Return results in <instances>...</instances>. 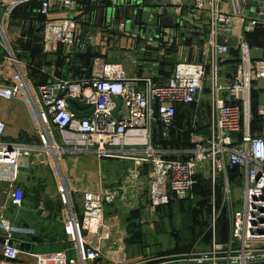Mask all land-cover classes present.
<instances>
[{"label": "built area", "instance_id": "obj_1", "mask_svg": "<svg viewBox=\"0 0 264 264\" xmlns=\"http://www.w3.org/2000/svg\"><path fill=\"white\" fill-rule=\"evenodd\" d=\"M25 1L28 0H0V100H18L26 107L23 96L26 97L36 115L34 133L38 144L5 141L4 123L0 120L4 198L15 206L21 203L23 189L9 180L19 159L30 154L41 152L52 164L57 155L92 153L97 157L130 159L132 166L126 168L116 187L84 193L77 211L66 202L67 248L36 252L20 248L6 235L0 242V256L4 259L1 264H264V102L256 103L253 130L249 111L251 91L264 81V50L259 58H251L243 36V32L252 31L257 25L264 26L263 6L249 5L245 9L252 0H162L160 6L173 7L175 14L183 8L190 19L204 18V34L196 47L198 60L177 61L162 83H154L148 76L126 77L119 64L96 59L86 79L50 76L47 81L32 85L25 63L19 58L20 50L5 39L1 28L2 19ZM56 3L60 13L50 17L49 10ZM56 3L38 0L36 13L43 17V44L59 41L66 47L82 49L84 43H91L90 36L80 42L74 27L65 26L71 2ZM251 7L256 16L245 17L243 10ZM221 35L233 37L238 50V59L225 72L226 76L221 74L220 62L229 46L219 41ZM222 77L226 82L221 81ZM203 89L206 109L198 107L190 116V135L194 136L198 127L204 134L188 146H163L160 140H167L175 126L176 107L196 105ZM111 96L120 99L116 116L111 114ZM72 98L92 105V111L74 117L66 107ZM196 115L202 124H194ZM226 168L234 170L232 177L228 178ZM201 176L209 180L212 202L219 185L221 204L227 206L225 240L214 238L217 214L212 211L206 247L126 262L117 226L105 222L104 212L117 214L136 209L142 199L149 209H154L169 200L187 197ZM233 180L241 183L239 208L230 204L233 199L229 182ZM58 192L65 203L64 189L58 187ZM1 223L7 230L8 221L3 219ZM88 235L105 240L106 244L90 245L85 239Z\"/></svg>", "mask_w": 264, "mask_h": 264}, {"label": "crops", "instance_id": "obj_2", "mask_svg": "<svg viewBox=\"0 0 264 264\" xmlns=\"http://www.w3.org/2000/svg\"><path fill=\"white\" fill-rule=\"evenodd\" d=\"M53 1L56 3L60 0ZM68 1L71 2L69 11L73 13V16L72 18H66V28L74 27L75 37L80 42H85L87 36H90L92 41L89 44L84 43L82 49L73 45L66 47L59 41L43 44V30H40L38 32L39 51L32 57L33 63H36L37 66L33 68L34 71L31 76L27 75L26 64V60L30 58L29 51L23 49L21 44L27 41L35 42V39L31 38L27 32L29 24L26 15L27 13H36L37 8H31L29 3L34 2L38 4V0H28L17 4L10 10L7 17L1 21V28L5 39L9 43H13L20 50L19 58L25 63L27 79L32 85L40 82V79L43 77L47 81L50 76L70 80L86 79L90 76L96 59H100L103 63L119 64L126 77L137 76L140 73H149L150 67H157V65L151 66V64L155 65L159 61L169 59L168 55L170 53L168 52L171 47L174 49V52H171L174 54V58L175 54H180L175 59L174 64L179 60H198L199 53L196 47L200 45L202 35L198 26L191 23L189 15L186 13H174L176 22L169 17L171 22L163 24L158 38H145L143 31L140 34L124 31L121 22L117 24L115 30H113L111 24L112 20H110L109 26H104L102 17L99 19L96 16L97 6L95 0ZM58 4L56 3L50 8V17H55L60 13L61 8H59ZM159 22L149 19L144 24L157 25ZM35 25L36 23L33 22V28ZM181 26L184 27V30H182ZM171 27L175 30V35L169 40L168 31ZM181 30L183 34L180 37L179 33ZM162 35L168 36L166 42L162 41L160 37ZM219 41H224L229 47L235 48V39L231 36L221 35ZM261 47H264L263 43H261ZM85 51H87V56L92 54L87 66H84L83 61L78 56L85 53ZM260 55L261 53H250L253 59L259 58ZM231 57L233 56L228 53L222 57L220 71L222 75L224 74L223 76H226L225 72L234 63V61H231ZM121 58L130 59V61L136 64L137 68L133 72H130L131 75H128L124 71L123 63L120 61ZM221 81L226 82V79L222 77ZM23 98L27 104L26 107L18 100H0V120L4 123L3 139L7 142L20 141L37 145L38 137L34 133L36 115L31 106H28L26 97L23 96ZM253 98L255 100V107L257 102H264V81L259 82L252 89L251 101ZM197 102L196 105L189 106L187 111L183 110L181 116L190 117L198 110V107L204 106V109H206V92L204 89L200 91ZM72 107L77 111H84L87 108L77 103H73ZM179 128L177 125L172 127L175 130ZM172 136L169 131L168 139L170 140ZM166 145L169 144H164L163 146ZM131 166L132 162L130 159L97 157L92 153L80 155L65 153L57 155L52 164L46 162L41 152L20 158L18 167L12 179L9 180L11 184L23 189V197L19 205H12L4 198L2 190L6 183L4 182L5 180L0 179V193L3 196V198L0 197V239L8 235L10 241L18 244V246L23 245L28 250H32L33 246L38 244L57 248L53 250L67 248L69 243L64 222V212L68 207L66 202L70 203L74 212L77 211L84 193L97 191L102 188L116 187L119 180L125 174L126 168ZM58 187H61L62 190L64 189L65 203L58 192ZM136 210L137 215L134 219H130V222L136 224L141 235H143L142 227L144 225L153 229L154 210L148 208L145 199H142ZM127 213L128 211L116 214L111 210L104 212L105 222L110 225L115 224L119 231L118 235L121 236V242L123 243L122 258L126 262H129L138 258L161 255L159 252H163V250L159 251L150 248V250L147 248L142 252L132 255L127 254L130 244L125 241L127 236ZM3 219L8 221L7 230H5L1 223ZM85 239L90 245L102 247V245L106 244L105 240L98 241L94 236L88 235ZM67 255L70 257V251H67ZM3 262L4 259L0 258V264Z\"/></svg>", "mask_w": 264, "mask_h": 264}, {"label": "rangeland", "instance_id": "obj_3", "mask_svg": "<svg viewBox=\"0 0 264 264\" xmlns=\"http://www.w3.org/2000/svg\"><path fill=\"white\" fill-rule=\"evenodd\" d=\"M243 15L245 17H253L256 16L253 8L251 7L249 10H243ZM73 13L71 11L68 12V18H72ZM190 19V18H189ZM108 20V18H107ZM188 20V19H187ZM191 23H194L196 26H198V29H200V33L203 36V27L204 25V18L202 16H199L198 20L195 21L193 19H190ZM110 21V19H109ZM114 25L121 22L123 24L124 31H128L129 23H123L122 19L114 20L112 21ZM201 26V28H200ZM257 27V29H256ZM253 29L255 30H264V26L257 25ZM253 30V31H254ZM255 30V31H256ZM243 32V36L246 42V45L249 48V52H254L256 54L262 53L264 50V47H261L259 44V37L254 35L247 36L246 33ZM234 51V59L235 61L238 59V50L233 49ZM175 54V59H177L180 54ZM177 56V57H176ZM123 63V69L128 75H131L130 72H133L137 66L134 64L130 59L127 58H121L120 60ZM125 63V66H124ZM160 62L157 64H151V66H158ZM164 68V67H163ZM172 69V68H171ZM171 69L169 70V75L165 78L161 75L158 76V79L156 81L162 82L165 81L171 73ZM157 67H150L148 71L149 73L144 74H138L137 76H148L152 78L151 76L154 74L156 75ZM127 75V76H128ZM250 103H251V97H250ZM201 109L204 110V106L201 107ZM197 116V115H196ZM195 120V118H194ZM198 122V123H197ZM197 123V125L202 124V119L200 116H197V119L195 120L194 124ZM176 126V125H175ZM180 127L175 131H173L172 134H174L171 139H173L175 142L178 143H184V144H191L193 143L198 136H201L204 134V130H202L200 127H198L195 131V135H190V128L192 126L191 118L185 119V117L180 118V122L177 125ZM34 127H37V124L34 123ZM176 133L180 134L179 136H176ZM132 162V160H130ZM226 174L229 177H232L234 175L233 169L226 168ZM195 186H193L191 193L184 198L175 199V200H169L168 202L160 205L158 208L155 207L154 215H153V229H150L144 225L142 227L143 235H140L139 242H134L129 244V252L127 254H135L142 252L145 249H154V250H163L159 252L158 256L168 255V254H183L186 253L192 249H202L206 247L210 240V234L207 232V226L209 223V218L211 216L212 211L217 214V217L215 218V233L217 230L219 233L215 234L214 238L219 239L221 241L225 240L226 234H227V221H228V209L227 206L222 205L219 197V185H217V188H215V194H214V203L211 199V187L209 185V180L205 176L197 177ZM230 186V192L233 201L230 203L231 207H240V189H241V183L239 180H233L229 182ZM0 197L3 198V196L0 193ZM156 225V226H155ZM221 230H223V237L220 236ZM140 232V231H139ZM209 234L207 237L206 234ZM176 246H179L180 250H173V251H166L171 250L175 248ZM53 249H57L56 247L47 246V245H34L32 248V251L40 252V251H50ZM149 249V250H150ZM68 256V255H67ZM69 257V256H68ZM71 260V258L68 259V262Z\"/></svg>", "mask_w": 264, "mask_h": 264}, {"label": "water", "instance_id": "obj_4", "mask_svg": "<svg viewBox=\"0 0 264 264\" xmlns=\"http://www.w3.org/2000/svg\"><path fill=\"white\" fill-rule=\"evenodd\" d=\"M256 1L257 0H252L250 3H246L244 6L245 9H247L249 5L256 7L261 5L263 6L262 11L264 12V0H258L260 2ZM95 2L97 6L96 16H98L99 19H101L102 17L104 26H109V19L112 21L122 19L123 23H129V32L132 31L134 34H140L143 31V35L145 36V38H158L159 33L162 31L161 27L163 26V24H168L171 22L169 17H171L172 20L176 22L173 7H169L168 9L162 8L160 6L162 0H95ZM180 13H185L183 8L180 10ZM261 17L263 18L264 15H262ZM149 19L160 22L157 25L144 24L145 21ZM111 24L113 30H115L117 24L114 25L113 22H111ZM182 34L183 32L181 31L179 33V36L181 37ZM174 35L175 30L173 29V27L169 28V40ZM168 36L162 35L160 37L163 42H166ZM110 99L114 102V107L111 110V114L112 116H116V110L120 104V99L117 96H111ZM73 103H77L80 106L87 108L84 111H77L73 109ZM66 107L73 113L74 117L76 118L89 114L93 109L92 105H89L87 103H78L75 98L70 99V101L67 102Z\"/></svg>", "mask_w": 264, "mask_h": 264}, {"label": "trees", "instance_id": "obj_5", "mask_svg": "<svg viewBox=\"0 0 264 264\" xmlns=\"http://www.w3.org/2000/svg\"><path fill=\"white\" fill-rule=\"evenodd\" d=\"M29 6L33 9H36L38 4L37 3H34V2H30L29 3ZM26 18L28 19V24H29V27L27 29V32L30 34V37L35 39V42L33 41H27L23 44H21V47L23 49H26L29 51V56L30 58H28L26 60V64H27V75L28 76H31L32 72L34 71L33 68L37 66L36 63H33V55L35 53H38L39 51V46H38V39H39V34L38 32L40 30H42V23H43V17L38 15L37 13H34V14H30V13H27L26 15ZM36 23L35 27L33 28L32 26V23ZM257 29V27H256ZM255 29V30H256ZM254 30V29H253ZM249 31V32H245L244 34L246 35V38L249 34L252 35L254 33V35H256L257 37H259V44L261 45V43L264 44V30H254V31ZM234 48H231L229 47L228 48V54H230L231 56L234 57V51H233ZM174 52V49L173 47H171V49L169 50L168 53H170L168 56H169V59L168 60H162V61H159V65L157 66V72H156V75H152L151 77V80L152 82L154 83H162V82H158L156 81L158 79V76H162V77H166L168 76L169 74V70L171 69V66H173L174 64V54L172 53ZM167 53V54H168ZM87 54V51H85V53H83L82 55H78L80 57V59L83 61L84 63V66H87L88 65V60L90 57H92V54L90 55H86ZM231 57V61H235V59ZM164 67V68H162ZM46 80L43 78L40 79V82H45ZM39 83V82H38ZM191 106V105H178L175 109V114H174V117H175V125H178L179 122H180V118L182 117H185V116H181V112L184 111H187L188 110V107ZM250 112H251V117H252V120H251V123H250V126L251 128L255 127V124H254V119H255V100L254 98L252 99L251 103H250ZM174 131V129H170V134H172ZM176 131V130H175ZM174 135V134H172ZM176 136H179L180 138V134L179 133H176ZM160 142H162V144H169L171 146H174V147H181V146H188L189 144H184V143H178V142H175L173 139H168V140H160ZM197 183V182H196ZM195 183V184H196ZM197 185V184H196ZM195 186V185H194ZM180 200V199H179ZM159 207V206H158ZM157 207V208H158ZM137 215V210L134 209V210H131V211H128L127 213V216H126V225H127V236H126V240L128 243H131V242H139L140 240V235L141 233L139 232L136 224H134L133 222H130V219H134ZM129 220V222H128ZM131 223V224H130ZM217 234L219 233V231L217 230L216 232ZM215 233V234H216ZM206 236L208 237L209 234L207 233ZM220 236L223 237V230H221V233H220ZM2 239H0V242H1ZM217 241H221L219 239H216ZM20 248H24L23 245L22 246H19ZM180 247L179 246H176L175 248L171 249V250H166V251H173V250H180L179 249ZM1 258V256H0Z\"/></svg>", "mask_w": 264, "mask_h": 264}]
</instances>
